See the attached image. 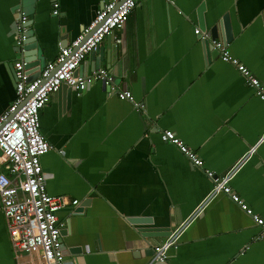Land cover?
<instances>
[{"label":"crops","instance_id":"0c3cea01","mask_svg":"<svg viewBox=\"0 0 264 264\" xmlns=\"http://www.w3.org/2000/svg\"><path fill=\"white\" fill-rule=\"evenodd\" d=\"M109 1L0 0V115L15 100L11 67L22 56L15 8L46 65ZM213 40L264 86V0H143L78 69L107 70L134 102L103 81L50 96L40 121L52 148L41 163L48 193L70 201L58 213L69 264H264V229L228 195L211 196L203 169L160 136L173 131L217 175L264 136V100ZM230 187L264 219V142ZM183 223L168 260L153 261V247ZM14 263L0 208V264Z\"/></svg>","mask_w":264,"mask_h":264},{"label":"built area","instance_id":"2783aa9c","mask_svg":"<svg viewBox=\"0 0 264 264\" xmlns=\"http://www.w3.org/2000/svg\"><path fill=\"white\" fill-rule=\"evenodd\" d=\"M20 2L23 0H19ZM143 0H111L97 12L94 20L68 46L62 47L58 57L45 65L39 77L28 81L25 62L20 56L14 64L16 97L9 108L0 115V208L5 216L11 241L14 264H69L61 237L58 213L70 204L68 198L52 196L47 190L46 174L41 158L52 148L41 132L40 112L47 106L50 96L66 84L83 93L91 84L103 81L112 88L121 100L134 102L132 92L113 86V77L105 69L92 74H79L78 69L88 55L96 51L101 42L114 30L122 29L130 13ZM21 4V3H20ZM58 13V4L54 5ZM15 42L21 50L28 38L29 17L21 8H15ZM200 34V30L195 31ZM214 49L220 51L224 62L233 64L255 94L264 100V86L250 69L231 56L222 41L213 40ZM162 141L177 146L198 169H203L214 183L211 196L216 193L228 195L255 223L264 229V219L252 209L230 187V181L242 165L264 142L252 147L232 169L224 175L205 169L204 162L171 130L160 131ZM77 205L78 201L72 202ZM187 223L181 224L168 238L153 247V261L165 262L169 251L177 248Z\"/></svg>","mask_w":264,"mask_h":264},{"label":"water","instance_id":"95a60500","mask_svg":"<svg viewBox=\"0 0 264 264\" xmlns=\"http://www.w3.org/2000/svg\"><path fill=\"white\" fill-rule=\"evenodd\" d=\"M95 52H92V54H94ZM20 53L22 54L23 60L25 62V70L29 75L28 81L31 82L32 80L39 77L41 70L45 67V58L41 55L38 50L37 40L35 36H28V38L23 42V46L20 50ZM11 68L12 77L16 86L15 68L13 66ZM77 73H79V70ZM62 90H67L68 95H71L72 93V88L67 86L66 84H63L59 88L58 93H60Z\"/></svg>","mask_w":264,"mask_h":264}]
</instances>
